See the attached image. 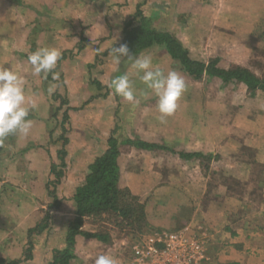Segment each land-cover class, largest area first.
Returning <instances> with one entry per match:
<instances>
[{
    "label": "crops",
    "instance_id": "1",
    "mask_svg": "<svg viewBox=\"0 0 264 264\" xmlns=\"http://www.w3.org/2000/svg\"><path fill=\"white\" fill-rule=\"evenodd\" d=\"M13 1L18 3L17 7L27 8V14L30 13L28 7L61 9L60 20L64 27L57 31L53 46L60 51L55 71L60 73V81L56 83L61 86L53 95L67 101L58 114L68 110L69 121L65 125L66 134L59 115V124L53 123V114L61 102L48 95L52 76L47 82L43 74L34 75L28 63V56L36 51L29 45L35 19L14 16L13 29L8 36L2 31L5 29L0 28V68L13 69L23 77L25 107L35 117L30 119L33 124L29 135H14L0 154V264H48L55 250L66 247L67 230L76 218V190L84 185L90 165L106 152L111 136L120 141L141 140L175 152L217 156L211 169L217 166L213 170L219 182L213 187L209 186L211 175L199 160L186 161L171 151L143 150L121 143L119 186L128 188L145 204L146 228L189 230V224L195 219L204 220L205 235L210 240L206 264H264V93L259 91L253 98L240 99L234 91L233 96L218 98L216 113H205L203 106L200 117H188L186 112L177 113V109L161 123L157 98L149 95L150 91L145 89L143 98L138 95V102L133 105L109 87L113 78L127 71L128 59L125 57L117 66L110 51L123 44L126 25L138 9L152 20L153 28L171 33L191 58L205 62L198 54L196 40L189 38V15L209 9V14L214 12L212 25L217 17L220 19L219 14L234 15L232 20L222 21L220 28L228 25L242 36L247 31L260 30L264 36V0ZM2 2L6 0H0ZM258 8L263 9L262 20H258ZM199 36L203 40L208 38L198 35L196 39ZM142 53H156L178 73L185 74L164 47L154 45ZM62 56L65 57L61 60ZM133 82L136 89L141 87L139 79ZM223 87L225 90L226 85ZM63 134L69 142L65 146L64 176L55 190L60 206L49 209L53 199L47 184L54 180L51 166L61 163L59 151L63 148L60 140ZM173 155L189 162L202 176L192 174L193 179L189 176L190 189H184L186 201L179 200L172 191L169 193L173 190L174 176L170 171L165 173V164L169 166V157ZM163 176L167 179L164 186ZM201 181L205 183L199 186ZM175 197L180 204L172 202ZM203 201L207 204L201 209ZM167 203L172 206L165 207ZM174 206L178 208L173 211ZM47 213L50 214L48 227L29 236V231L42 223ZM98 218L85 217L82 231L105 230L109 242L83 234L76 236L75 259L71 264H95L100 255H109L117 264H124L112 232L104 229ZM30 241L32 258L23 260Z\"/></svg>",
    "mask_w": 264,
    "mask_h": 264
},
{
    "label": "trees",
    "instance_id": "2",
    "mask_svg": "<svg viewBox=\"0 0 264 264\" xmlns=\"http://www.w3.org/2000/svg\"><path fill=\"white\" fill-rule=\"evenodd\" d=\"M123 44L128 46L129 52L133 56L139 55L154 45L164 47L170 56L179 62L182 71L196 81H201L205 77L210 79L217 78L224 85L235 83L245 85L251 97L256 96L259 91L264 93V79L259 78L248 68L233 66L226 69L218 65L217 59H212L206 63L191 58L187 49L171 33L160 32L153 28L152 20L145 17L140 9L137 10L134 18L126 25ZM64 57L62 56L61 60ZM46 81H51V74L47 76ZM53 99L61 102L59 108L53 114V119L57 121L58 113L67 105V101L57 94L53 95ZM34 117L32 111H30L28 119H33ZM68 121L69 114L68 110H66L63 113L61 122V128L64 134L67 133L65 125ZM64 134L60 138L63 142V148L59 151L61 163L59 166H51V173L54 175V180L49 181L47 184L49 196L53 199V203L49 206V209L60 206V201L56 196L55 190L64 176L63 168L66 166L65 157L67 152L65 146L69 140ZM12 138L13 136L8 137L0 145V154L6 145L12 141ZM121 143L143 150L171 151L173 154H177L182 160H199L204 169L210 168L209 165L204 166L205 162L210 163L215 158L211 154L175 152L165 146L149 144L141 140L125 139L120 141L115 136H111L106 152L90 165L89 174L86 177L84 185L76 190L74 196L76 218L71 222L67 230L66 247L61 250H55L52 260L48 264H71V261L75 259V239L78 235L83 234L102 242H109V234L105 230L97 233H85L82 231L85 217L100 218L105 215L112 216L116 218V222L114 223L117 227H121L122 229L129 228L133 233H140L144 230L147 225L145 205L128 188H121L119 186L120 169L118 159ZM49 219L50 214L47 213L43 222L29 231V236L43 232L48 227ZM32 250L33 244L30 241L29 248L25 250L23 260H30L32 258Z\"/></svg>",
    "mask_w": 264,
    "mask_h": 264
},
{
    "label": "rangeland",
    "instance_id": "3",
    "mask_svg": "<svg viewBox=\"0 0 264 264\" xmlns=\"http://www.w3.org/2000/svg\"><path fill=\"white\" fill-rule=\"evenodd\" d=\"M17 4L18 3L13 0H6V3H0V28L2 27L3 29H5L1 30L7 33L8 36L10 31L13 29L12 22L15 21L14 16L16 15L21 16L23 18L27 17L30 19H35V22L32 24V33L30 35L29 41V45L32 46V49L34 48L35 50H37V48L50 46L53 47L54 45H56V41L54 39L56 33L59 29H61L62 26L64 27V25L61 24L60 20L61 9L57 6H45L46 8H41L40 10L31 7L29 9L28 7V11H30V13L27 14V8H24V6L21 7L22 5H19L20 7H17ZM191 8L192 6L189 3V9ZM193 9L195 11L198 10L195 7ZM210 11L211 10L209 9H203L202 12L198 13V15L196 14V12L195 16L189 15V38H192V40H196L195 42L198 44V48L196 49H199L198 54L203 56V61L205 60V62L208 63L211 59H216L212 57H217L219 59H217L218 65L226 69L233 66L245 65L259 78L264 79V36L262 31L258 30L257 32L254 31L253 33H249V31H247V33L245 32V36H242L237 31L233 32V28L229 27L228 25L224 26L225 28H220V25L223 24L222 21L227 20V18L232 20L234 16H225V14H219L220 19L222 18L223 20H220L219 17H217L216 23L213 24V26L211 22L214 18V12H212V14H209ZM262 11L263 9L258 8V20H262ZM254 26L255 25H253V27ZM198 35L207 36L208 38H205L203 40L201 36H199V38L196 39ZM261 37L262 39L258 40ZM146 55H151L154 66L158 68L164 67L161 71H163L165 74H167L168 71L175 70L171 65H168L163 60H161V57L156 53H148ZM210 57L211 59L209 60ZM220 59L221 63H219ZM179 74L184 78L187 87L181 101L179 102L177 113L186 112V114H188V117H192V115L194 117H200L203 113V110L201 109V107L203 108V106L205 108V113H216L219 109V104L217 103L219 100L218 98L223 96H233L234 91H236V95L240 99H244L245 97L251 98L247 88L241 83L226 85V89L223 90V86L225 85H223L222 82L218 79H210L205 77L201 81H195L193 80V78L187 77L181 72H179ZM131 77L133 80L139 79V77L135 74H133ZM140 85L141 87L137 88L138 95L141 90L144 91L146 89L145 86L141 84V82ZM149 95L153 94L150 93ZM139 96L143 98L144 95ZM205 101L210 103L203 104L202 102ZM212 106L215 109L214 111L211 110ZM241 107H243V105H241ZM58 115L62 118L63 113L61 112ZM54 122H56L57 125L59 124L58 119L57 121L53 119V123ZM172 157H174L176 160L174 161ZM214 157L215 159L213 161H211L210 163L205 162L204 164V166L209 165L210 167L209 169H205V171L211 175L212 179L209 180V186L213 187L217 186V183L219 182L217 172L213 170L217 166H214V168L211 169V164H213L214 161L217 160V156ZM169 159V166H166L165 160H163V163L165 164L166 168L165 173L170 171V174L174 176L173 190H169V193L172 191V193H174L179 198V200L183 198V200L186 201L185 195L187 194L184 189L189 188V176L191 178L192 174H196L200 178L202 176L199 174V172H195L199 170H196L194 166L189 165V162L182 161L174 155L169 157ZM166 180L167 179L165 178V176H163V186L166 184ZM170 182H172V180ZM202 183L205 182L201 181V183L198 185L201 186ZM175 191H179V193H176ZM187 193L189 194V192ZM177 197L171 200L173 203L180 204ZM206 204L207 201H203L201 209H204ZM164 206L170 208L172 205L167 203ZM176 208H178V206L173 208V211ZM203 221L201 219H195V221H193V224H189V232L190 234L197 235L202 239L205 244L206 253L209 254L210 240L207 239L205 235L206 229L203 228ZM98 222L101 223V226L103 228L105 227L104 229L112 232L113 239H115V243H117V247H119V252L121 253L122 258H124V264L130 263V259L132 256V248L136 244V242L142 238V236L147 237L153 234H161L166 232L183 230V228H181L178 230L167 229L162 231H156L153 230L151 226H148L146 228V225L145 230L143 232L133 233L129 228L122 229L121 227H117L114 223L116 222V218L107 215L98 218ZM104 223H106L107 225L105 226Z\"/></svg>",
    "mask_w": 264,
    "mask_h": 264
},
{
    "label": "clouds",
    "instance_id": "4",
    "mask_svg": "<svg viewBox=\"0 0 264 264\" xmlns=\"http://www.w3.org/2000/svg\"><path fill=\"white\" fill-rule=\"evenodd\" d=\"M113 62L119 66L127 57V71L116 76L110 82L109 87L115 93L135 105L138 102V90L134 86L131 76L135 74L145 88L157 98V110L160 113L161 123L166 118L174 115L179 107L186 82L175 70L165 74L154 66L151 55L140 53L137 57L130 55L126 44L113 47L110 51ZM60 58V51L56 47H41L28 56V63L32 66L34 75L45 78L49 74L53 83L47 89L48 95L52 96L61 86L60 73L55 71ZM141 90L139 95H144ZM26 94L25 82L22 76L10 68H0V145L10 136H28L33 121L28 119L30 109L25 107ZM35 105H33V108ZM95 264H117V261L109 255H100L95 259Z\"/></svg>",
    "mask_w": 264,
    "mask_h": 264
},
{
    "label": "built area",
    "instance_id": "5",
    "mask_svg": "<svg viewBox=\"0 0 264 264\" xmlns=\"http://www.w3.org/2000/svg\"><path fill=\"white\" fill-rule=\"evenodd\" d=\"M205 244L188 229L142 236L132 248L129 264H206Z\"/></svg>",
    "mask_w": 264,
    "mask_h": 264
}]
</instances>
